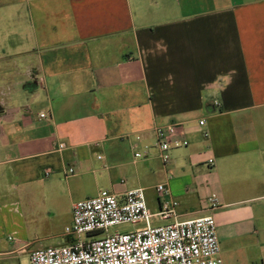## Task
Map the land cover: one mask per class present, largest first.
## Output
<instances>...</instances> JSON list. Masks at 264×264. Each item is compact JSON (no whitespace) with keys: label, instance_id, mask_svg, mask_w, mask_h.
Here are the masks:
<instances>
[{"label":"crops","instance_id":"1","mask_svg":"<svg viewBox=\"0 0 264 264\" xmlns=\"http://www.w3.org/2000/svg\"><path fill=\"white\" fill-rule=\"evenodd\" d=\"M171 123L188 145L163 165L152 128ZM150 160L180 219L212 216L224 264H264V0H0V179L18 181L4 219L39 216L61 175L145 190ZM36 240L0 254L29 262Z\"/></svg>","mask_w":264,"mask_h":264},{"label":"built area","instance_id":"2","mask_svg":"<svg viewBox=\"0 0 264 264\" xmlns=\"http://www.w3.org/2000/svg\"><path fill=\"white\" fill-rule=\"evenodd\" d=\"M39 116L44 117L45 113L41 112ZM204 123V119L198 121L199 125ZM180 128V123L152 128L163 165L169 162L171 148L188 145L187 139L179 136ZM140 138L135 134L136 140ZM58 148H64V144L59 143ZM147 153V148L144 151L134 149L133 158H145ZM208 162L212 164L211 159ZM50 172L45 169L44 175L48 176ZM64 173L73 175L75 170L69 167ZM154 188L159 205L156 213H151L147 207L141 187L122 192L99 189L96 195L73 202L71 223L62 233L64 242L30 251L29 263L224 264L212 216L180 219L168 184L159 183ZM207 201L212 208L220 204L215 194L209 195ZM152 218L166 222L152 225ZM120 224H132L134 228L126 232H109L110 227Z\"/></svg>","mask_w":264,"mask_h":264},{"label":"rangeland","instance_id":"3","mask_svg":"<svg viewBox=\"0 0 264 264\" xmlns=\"http://www.w3.org/2000/svg\"><path fill=\"white\" fill-rule=\"evenodd\" d=\"M139 165L137 169L138 175L143 176V174H147L150 177L148 182L143 183V185H148V188L144 190L147 207L151 213H156L158 211V202L154 187L157 183L164 182V169L159 160H150L146 163L147 167L144 170L141 169V164ZM1 168L5 167L0 165ZM4 173L0 179V252L10 250L12 240L17 239L20 241L37 239L33 247L57 246L62 244L64 242V237H62L64 228L71 223L69 216L72 203L96 195L94 193V187L90 184L83 188L80 187L77 190H74L70 186V190L68 183L63 179V175H61V185L56 187L58 196L55 201L47 196L45 201L36 204V207L40 208V215H35L31 220L21 217L18 222L19 226H17L12 224L10 219L5 220L3 214L10 207L8 203L14 201L18 181L9 171H4ZM135 173L136 171L131 167L129 175L132 176ZM167 173L169 176V166L167 167ZM40 176L41 178L44 177L42 175ZM53 177L54 175L52 174L50 178ZM128 181H130V178H128ZM165 222L159 220V218L151 219L152 225L163 224ZM133 228L134 226L132 224H120L110 227L109 232H126ZM0 264H29V262L26 254H0Z\"/></svg>","mask_w":264,"mask_h":264}]
</instances>
